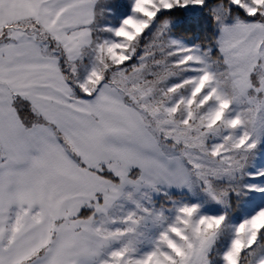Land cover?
Masks as SVG:
<instances>
[{"label": "snow or ice", "instance_id": "6c2138e0", "mask_svg": "<svg viewBox=\"0 0 264 264\" xmlns=\"http://www.w3.org/2000/svg\"><path fill=\"white\" fill-rule=\"evenodd\" d=\"M0 264H264V0H0Z\"/></svg>", "mask_w": 264, "mask_h": 264}]
</instances>
